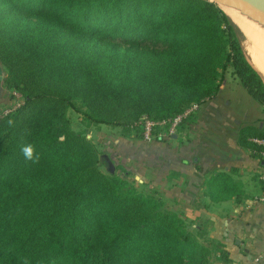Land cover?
Returning <instances> with one entry per match:
<instances>
[{
	"label": "trees",
	"instance_id": "trees-1",
	"mask_svg": "<svg viewBox=\"0 0 264 264\" xmlns=\"http://www.w3.org/2000/svg\"><path fill=\"white\" fill-rule=\"evenodd\" d=\"M0 19V67L25 95L0 116V264H211L177 212L100 169L108 158L67 109L79 98L88 119L115 125L171 117L215 96L230 65L264 104L230 15L216 0H0ZM255 138L264 128H240L264 160Z\"/></svg>",
	"mask_w": 264,
	"mask_h": 264
},
{
	"label": "crops",
	"instance_id": "crops-1",
	"mask_svg": "<svg viewBox=\"0 0 264 264\" xmlns=\"http://www.w3.org/2000/svg\"><path fill=\"white\" fill-rule=\"evenodd\" d=\"M2 70L0 109L8 102ZM247 91L239 78H224L217 94L165 144L163 157H156L166 168L153 184L161 182L182 198V207L203 219L217 243L211 264H264V200H259L264 160L229 127L264 128V104ZM221 172L238 183L234 190L219 186L223 182L216 175Z\"/></svg>",
	"mask_w": 264,
	"mask_h": 264
},
{
	"label": "rangeland",
	"instance_id": "rangeland-1",
	"mask_svg": "<svg viewBox=\"0 0 264 264\" xmlns=\"http://www.w3.org/2000/svg\"><path fill=\"white\" fill-rule=\"evenodd\" d=\"M216 1L220 5L222 3H225L224 0H216ZM226 1H230L232 2V4L247 7L242 3H235L236 0H226ZM251 10L254 11V14L259 19L264 20V14H263L264 8L262 6H256L254 8H251ZM225 11L229 15L233 13L227 10ZM233 14L240 17L251 19L245 14H236V13ZM232 21L239 28L240 40L245 50V45L250 44L249 37L247 36V34H245V32L233 19ZM1 27H2V23L0 22V28ZM253 32L255 33L257 31L253 30ZM1 67L4 70L3 72L1 71V73L3 75V83L5 85V96H7L6 98L8 99V102L6 104H3L2 108L0 109V116L5 114V111L7 109L13 108L14 103H16L18 100L22 99L23 101V99L25 98L23 91L11 87L8 83H6L5 76L9 75L8 73L9 69L3 65H1ZM224 75L225 78L226 77L239 78L233 72V68L231 65L225 71ZM67 84L71 85V81L68 80ZM74 86H75L73 87L74 89L78 87L77 85ZM70 88L72 89V86ZM143 94L147 99H149L150 96H153L154 93L152 91L147 90L144 91ZM250 96L252 95L250 94ZM253 98L255 102L256 101L260 102L257 98L255 97ZM210 99L211 97L210 98L204 97L198 100H194L192 101V103L198 102L201 104V107L203 105L205 107L208 101H210ZM75 104L77 107L70 106L67 109V116L70 121V127L76 131H81L85 133L87 138L94 144L99 154H103V155L106 154L105 156L108 158L109 162L107 164L101 163L100 169L108 175L115 174L123 178H126L141 192L145 194H152L156 198L162 200L164 204V208L177 212L184 219L186 225L188 226L189 229L192 230V232L196 235V237L201 242L209 245L210 248L214 251V249L217 247V243L214 239L210 237L209 230L206 228V224L203 222V219L201 217L200 218L195 217L194 213L192 212L189 213L187 211L188 209L182 207L180 205L181 202H183L182 198L176 193H172L171 190H167L166 188H163L161 182L159 184L156 183L153 184L154 178L156 177L160 178L162 170L166 168V166L163 165L164 163L163 161L158 163L161 160L156 159L157 154L163 157L165 152L164 151L165 149L163 148L164 146H166L165 145L166 143L170 142L171 137L173 136V135L172 136L166 135V126L158 125L154 130V138H152L151 140H147L144 139L143 136L144 121L142 119L135 122L132 121L131 123H120L116 125L109 123H95L94 121L88 119L85 116V114L82 112V110H85L86 107L82 105V102L79 98L75 99ZM186 119H184V121ZM183 123L181 124L182 126L180 125L178 127V129L183 128L185 126V124L183 125ZM218 127H223V124H221ZM229 127L230 128L234 127L232 131L236 132L237 130L239 133L240 128L238 129L236 127L235 129V126H229ZM153 171L155 172L154 174ZM199 224H202L205 227V231L204 228L202 229L199 228L198 226Z\"/></svg>",
	"mask_w": 264,
	"mask_h": 264
},
{
	"label": "bare ground",
	"instance_id": "bare-ground-1",
	"mask_svg": "<svg viewBox=\"0 0 264 264\" xmlns=\"http://www.w3.org/2000/svg\"><path fill=\"white\" fill-rule=\"evenodd\" d=\"M224 1L225 3L221 4L224 10L236 14H245L246 16L251 18L248 19L245 17L237 16L233 13L230 14V17H232V19L241 27V29L249 37L250 44L245 45L246 55L250 62L253 64V66L264 77V20L259 19L254 14V11L251 10L250 5L246 2L234 1L235 3H242L247 6L243 7L240 5L232 4V2L230 1ZM253 30H256L257 32L254 33Z\"/></svg>",
	"mask_w": 264,
	"mask_h": 264
},
{
	"label": "built area",
	"instance_id": "built-area-1",
	"mask_svg": "<svg viewBox=\"0 0 264 264\" xmlns=\"http://www.w3.org/2000/svg\"><path fill=\"white\" fill-rule=\"evenodd\" d=\"M21 100V101H20ZM14 103L13 108L18 107L22 103V99ZM201 104L198 102L192 103L184 111L167 118L154 119L149 116H143L142 120L144 121V139L151 140L154 138V130L159 126H166V135L172 136L177 132L178 127L183 123L184 119L188 118L192 113L199 110ZM12 108L7 109L5 113L9 112ZM259 143L264 144V138H255ZM264 156V151L262 152ZM262 179L264 180V174H262ZM259 200H264V194L259 197Z\"/></svg>",
	"mask_w": 264,
	"mask_h": 264
},
{
	"label": "water",
	"instance_id": "water-1",
	"mask_svg": "<svg viewBox=\"0 0 264 264\" xmlns=\"http://www.w3.org/2000/svg\"><path fill=\"white\" fill-rule=\"evenodd\" d=\"M236 1L246 2L250 5L251 8H254L256 6H262L264 8V0H236Z\"/></svg>",
	"mask_w": 264,
	"mask_h": 264
},
{
	"label": "clouds",
	"instance_id": "clouds-1",
	"mask_svg": "<svg viewBox=\"0 0 264 264\" xmlns=\"http://www.w3.org/2000/svg\"><path fill=\"white\" fill-rule=\"evenodd\" d=\"M22 152L24 153L26 159H32L33 158V150L31 148V146H27V147L23 148Z\"/></svg>",
	"mask_w": 264,
	"mask_h": 264
}]
</instances>
